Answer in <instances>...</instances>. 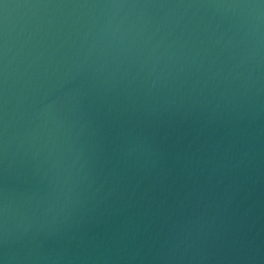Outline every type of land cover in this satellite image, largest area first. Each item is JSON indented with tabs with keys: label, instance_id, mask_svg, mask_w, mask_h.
Returning a JSON list of instances; mask_svg holds the SVG:
<instances>
[{
	"label": "water",
	"instance_id": "obj_1",
	"mask_svg": "<svg viewBox=\"0 0 264 264\" xmlns=\"http://www.w3.org/2000/svg\"><path fill=\"white\" fill-rule=\"evenodd\" d=\"M0 264H264V0H0Z\"/></svg>",
	"mask_w": 264,
	"mask_h": 264
}]
</instances>
